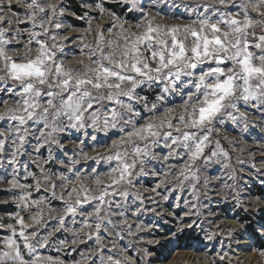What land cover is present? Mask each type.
<instances>
[{"label": "snow or ice", "instance_id": "obj_1", "mask_svg": "<svg viewBox=\"0 0 264 264\" xmlns=\"http://www.w3.org/2000/svg\"><path fill=\"white\" fill-rule=\"evenodd\" d=\"M125 2L135 9L139 0ZM17 3L26 5L24 21L14 13L0 15V84L3 85L0 121L8 123V128L0 132V167L4 166L3 156L9 141L12 145L9 165L12 166L18 164L17 156L24 155L29 137L36 139L33 151L38 156L42 149H48L47 160L43 161L47 164L56 159L55 150L64 149L60 140L65 132H83L86 138L88 129L106 135L116 129L120 135L110 144L93 135L91 145L95 155L84 151L88 146L85 139H80L77 145L80 160L108 162L110 170L104 173L106 180L95 168L87 175L82 174L75 167L79 163L75 157L67 167V172L75 175L74 180L64 173L53 180L51 177L56 174H49L41 166L50 198L63 202L62 215L51 216L56 210L51 207L49 196L32 199V185L19 182L15 167L11 179L0 178V182L7 180L10 189L22 190L17 198L22 211L37 208L36 214L30 217L37 227L30 234L27 229L31 225L24 222L19 212L15 224L7 225L11 235L0 239V264H61L50 256H42L39 249L47 247L54 232L64 228L65 217L75 218L84 205L92 211L83 216L82 227L91 229L92 222L95 223V232L89 231L88 239L94 236L99 240L101 231L107 230L106 225L114 227L112 216L125 208L123 202L130 196L134 178L144 174V166L150 160L158 159L153 149L161 141L168 150L163 156L165 162L183 161L179 171L170 165L163 174L165 178L175 173L180 184L198 181L201 160L207 164L214 157L229 159L219 139L215 140L210 154L206 151L213 143L216 125H224L226 120L246 121L241 106L247 108L254 104L257 110L264 109V0H239L238 3L237 0H210L191 9L196 19L187 24L156 23V17L143 12V20L126 27L127 21H120L110 13L112 27L107 28V35L105 25H96L94 30L89 21L84 31L92 39L79 37V58L71 66L63 59L70 37L59 35L60 18L64 15L62 0H17ZM229 5L239 10L233 13L228 10ZM12 6L11 0L7 5L0 0V12ZM96 8L101 14L106 11L101 4ZM23 22L30 23L31 28L14 32L13 27ZM4 23L10 27H3ZM257 28L261 29L259 34ZM25 32L27 40L21 47L20 37ZM146 83L163 85L156 97L157 103L170 95H178L182 103L165 108L162 116L145 119L137 126L142 117L132 101H144V108L150 112L158 110L157 103L149 109L147 98L136 95V89ZM97 148L105 150L96 151ZM28 175L35 178L34 173ZM87 179L92 183H85ZM41 186V180L36 179L37 192ZM162 186L167 187L165 181L152 191ZM192 191L193 199L198 202L195 183ZM136 198L141 206L134 215L146 210L143 197L137 194ZM40 205L48 207L49 218L59 225L44 236L40 235L39 228L46 230L47 222ZM192 207L195 209L196 204ZM118 215L124 217L125 211H119ZM59 243L64 245L66 241ZM25 251L29 258H25ZM106 264H121V261L109 255Z\"/></svg>", "mask_w": 264, "mask_h": 264}, {"label": "rangeland", "instance_id": "obj_2", "mask_svg": "<svg viewBox=\"0 0 264 264\" xmlns=\"http://www.w3.org/2000/svg\"><path fill=\"white\" fill-rule=\"evenodd\" d=\"M76 1L80 13L72 9L69 0H62L64 15L60 18L62 30L59 35L70 37L65 44L63 57L69 66L79 58V37L92 39V35L84 31L89 27V21L92 22L94 30L96 25H105V35L107 28L112 27L110 13L119 17L120 21H127L126 27L143 20V12H149L156 17V23L187 24L196 19L191 9L210 2V0H139L134 9L125 0ZM3 2L7 5L9 0ZM11 3L13 5L11 9L4 7L0 15L11 16L14 13L20 21H24L26 5L17 3V0H11ZM106 3H113L117 11ZM97 4H101L106 10L103 14L96 8ZM121 10L123 12H120ZM203 10L202 7L199 8V11ZM228 10L235 13L239 9L229 5ZM253 17L258 18L255 13ZM3 27L8 28L10 25L4 23ZM29 28L31 24L23 22L16 24L13 31ZM256 31L259 34L261 29L257 28ZM25 40H27V32L20 37L21 47ZM0 87L3 85L0 84ZM162 87L163 85L159 83L151 85L146 83L136 89V95L146 97L150 109L153 103H157L156 97ZM132 103L141 113L142 118L137 124L139 126L145 119L162 116L165 108L176 107L182 103V100L178 95H170L165 101L157 103L158 110L155 112L146 110L142 100ZM240 111L246 114L247 120L240 119L238 123L226 120L224 125L217 124L213 143L206 150L210 154L215 146V140L219 139L222 147L229 153V159L214 157L207 164L201 160L198 164L199 180H189L180 184L176 182L175 173L167 178L163 174L170 165H175L176 171H179L183 161L165 162L163 156L168 150L163 147L161 141L160 145L153 149L158 159L150 160L144 166V174L134 178L129 188L130 196L123 202L125 208L117 210V214L112 216L114 227L106 225L107 230L101 231L99 240L94 236L88 239L89 231L95 232V223L92 222L91 229L82 227L83 216L92 211L89 206L84 205L82 212L75 218L65 217L64 228L54 232L47 247L39 249L41 255L50 256L61 264H101L102 261L106 264L109 255L114 260H120L121 264H264V255H261L264 252V109L257 110L254 104H250L247 108L241 106ZM7 128L8 123L0 121V132ZM88 133L86 138L83 132L74 130L63 133L60 142L64 145V149L55 150L56 159L47 164L43 161L47 160L48 149H42L38 156L33 151L36 139L29 137L24 155L17 156L18 164L10 166L12 145L9 141L3 156L4 166L0 167V178L11 179L15 167L19 182L23 185H32V199H39L42 196H49L48 185L43 183L41 166L49 174H56L51 177L53 180L60 173L67 174L74 180L75 175L68 173L67 167L68 162L75 157L79 160L75 167L82 174L87 175L95 168L101 178L106 180L104 173L110 170L108 162L80 160L77 145L80 139H85L88 146L84 151L89 155H95L91 145L93 135L98 140L110 144L112 140L118 139L120 133L116 129L111 130L107 135L103 132L94 133L92 129H88ZM229 141L235 143L230 144ZM104 150V148L96 149L100 152ZM28 173H34L35 178ZM36 179L41 180L42 186L39 192L35 189ZM161 181H165L167 187L162 186L153 192L152 189L161 184ZM57 183L59 184L58 181ZM85 183L91 184L92 180L87 179ZM193 183L197 185L198 202L193 199ZM59 194L60 187L57 188V196ZM137 194L143 197L146 210L134 215L136 208L141 206L136 198ZM20 195H22L21 189H10L7 180L0 182V225H3L0 227V239L11 235L7 225L15 224L17 212L24 218L26 224L31 225L27 229L29 234L37 227L30 219L36 214L37 208L33 206L29 211H22L17 200ZM165 196L168 197L167 200L164 199ZM50 203L56 210L51 213L52 217L63 214V202L50 198ZM193 204H196L195 209L192 207ZM40 207L44 209L43 218L47 222L46 230L43 227L39 228L40 235L44 236L48 232H53L59 225L58 221L49 218L46 205ZM122 210L125 211L124 217L118 215ZM137 225L141 227L138 229ZM17 230H19L18 225ZM183 235L188 237L187 242L180 241ZM61 240L66 243L61 245L59 243ZM85 256L90 259H84ZM25 258H29L26 251Z\"/></svg>", "mask_w": 264, "mask_h": 264}, {"label": "trees", "instance_id": "obj_3", "mask_svg": "<svg viewBox=\"0 0 264 264\" xmlns=\"http://www.w3.org/2000/svg\"><path fill=\"white\" fill-rule=\"evenodd\" d=\"M72 4V9H74L77 13H80V11L78 10L79 7H78V4H77V1L76 0H69ZM75 3V4H74ZM107 6H109L111 9H114V11H117L115 8H114V4L113 3H106ZM120 12H123L122 10ZM118 12V13H120ZM180 241L182 242H187L188 241V237L186 235H183L180 237Z\"/></svg>", "mask_w": 264, "mask_h": 264}]
</instances>
